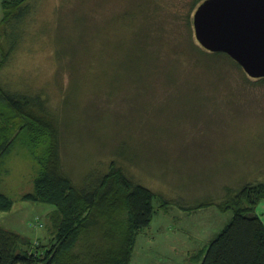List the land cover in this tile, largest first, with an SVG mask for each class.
<instances>
[{"label": "rangeland", "instance_id": "rangeland-1", "mask_svg": "<svg viewBox=\"0 0 264 264\" xmlns=\"http://www.w3.org/2000/svg\"><path fill=\"white\" fill-rule=\"evenodd\" d=\"M199 5L25 0L1 29L0 54H10L0 77L56 119L64 170L84 180L113 163L170 201L165 212L154 201L129 264H200L231 221L215 206L225 188L264 183V82L187 52L188 43L205 50L194 36ZM27 152L21 141L5 160L2 190L16 201L0 227L44 245L51 211L19 200L32 190ZM202 203L213 204L183 209ZM256 212L264 220V201Z\"/></svg>", "mask_w": 264, "mask_h": 264}, {"label": "trees", "instance_id": "trees-1", "mask_svg": "<svg viewBox=\"0 0 264 264\" xmlns=\"http://www.w3.org/2000/svg\"><path fill=\"white\" fill-rule=\"evenodd\" d=\"M204 0H196V5ZM25 0L2 3L1 29L21 14ZM23 12V11H22ZM195 36V33H194ZM192 46V47H191ZM201 60L231 61L222 53H210L196 45L187 52ZM9 52L0 54V76ZM243 71V70H242ZM244 72V71H243ZM264 82V78L260 79ZM23 141L30 162L32 190L19 200L46 205L51 211V238L37 245L22 235L0 227V264H129L137 237L149 227L158 208L169 209L165 200L146 187L131 181L122 166L113 163L108 173L72 178L59 156V129L56 119L45 111L40 101L11 88L0 77V212H9L15 199L2 190L5 160ZM28 162V163H29ZM123 169V170H122ZM77 180V181H76ZM264 201V183L235 189L226 187L221 213H231V221L211 239L201 252L200 264H264V223L257 207ZM202 203L193 208L210 207ZM37 245V246H36Z\"/></svg>", "mask_w": 264, "mask_h": 264}, {"label": "water", "instance_id": "water-1", "mask_svg": "<svg viewBox=\"0 0 264 264\" xmlns=\"http://www.w3.org/2000/svg\"><path fill=\"white\" fill-rule=\"evenodd\" d=\"M193 27L206 51L227 55L249 78H264V0H204Z\"/></svg>", "mask_w": 264, "mask_h": 264}, {"label": "crops", "instance_id": "crops-1", "mask_svg": "<svg viewBox=\"0 0 264 264\" xmlns=\"http://www.w3.org/2000/svg\"><path fill=\"white\" fill-rule=\"evenodd\" d=\"M22 202H26V201H22ZM27 203H30V202H27ZM14 204H15V203H14ZM14 204H13V207H14ZM13 207H12V209H11L10 211H12V210H13ZM47 209H48L47 211H49V208H48V207H47ZM10 211H9V212H10ZM5 213H8V212H5ZM178 218H179V217H178ZM174 219L176 220V217H174ZM179 219L181 220V218H179ZM261 220H262V221H263V223H264V220H263V218H262V217H261ZM209 241H210V240H209ZM209 241H208V242H209Z\"/></svg>", "mask_w": 264, "mask_h": 264}]
</instances>
